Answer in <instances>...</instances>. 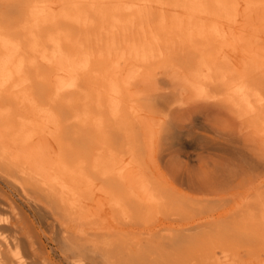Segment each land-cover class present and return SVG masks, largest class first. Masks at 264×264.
<instances>
[{
    "label": "bare ground",
    "instance_id": "1",
    "mask_svg": "<svg viewBox=\"0 0 264 264\" xmlns=\"http://www.w3.org/2000/svg\"><path fill=\"white\" fill-rule=\"evenodd\" d=\"M0 264H264V0H0Z\"/></svg>",
    "mask_w": 264,
    "mask_h": 264
},
{
    "label": "rangeland",
    "instance_id": "2",
    "mask_svg": "<svg viewBox=\"0 0 264 264\" xmlns=\"http://www.w3.org/2000/svg\"><path fill=\"white\" fill-rule=\"evenodd\" d=\"M180 160H184V158L183 157H180L179 158ZM193 160H194V162L196 161V158L195 157H193Z\"/></svg>",
    "mask_w": 264,
    "mask_h": 264
}]
</instances>
